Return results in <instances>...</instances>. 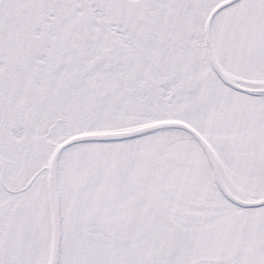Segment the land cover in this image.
<instances>
[{"label":"snow or ice","instance_id":"obj_1","mask_svg":"<svg viewBox=\"0 0 264 264\" xmlns=\"http://www.w3.org/2000/svg\"><path fill=\"white\" fill-rule=\"evenodd\" d=\"M0 264H264V0H0Z\"/></svg>","mask_w":264,"mask_h":264}]
</instances>
